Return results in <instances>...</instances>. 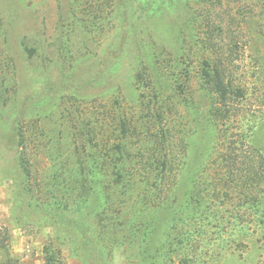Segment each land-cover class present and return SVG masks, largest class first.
Returning a JSON list of instances; mask_svg holds the SVG:
<instances>
[{"label": "rangeland", "instance_id": "obj_1", "mask_svg": "<svg viewBox=\"0 0 264 264\" xmlns=\"http://www.w3.org/2000/svg\"><path fill=\"white\" fill-rule=\"evenodd\" d=\"M222 2L0 0V224L9 229L22 264H45L50 242L67 264H164L160 258L140 260L139 246L129 245L138 234L124 244L110 226L99 227L96 203L83 224L66 213L58 217L59 228L50 226L26 204L17 165L16 130L30 128L32 144L41 147L31 149L35 197L42 189L69 202L64 192L77 187L78 164L109 158L95 150L94 155L75 154L76 134L87 128L94 144L110 139L112 145L117 143L113 129L123 116L142 124L140 117L149 109L166 113L159 121L149 110L148 122L155 132L168 128L171 136L168 143L152 139V151L138 164L148 168L154 159L155 165L177 160V144L192 148L195 190L188 200L190 207L204 204L206 215L199 216L207 231L202 241L210 248L209 264H264V0ZM214 65L224 66L227 102L205 75H214ZM128 141L133 152L145 145L139 136ZM256 142L262 150L255 154ZM167 144L176 148L170 152ZM255 164L257 180L249 170ZM155 165L150 172L157 175L162 167ZM236 166L242 171L235 172ZM51 168L59 185L46 179ZM179 168L175 161L174 169ZM110 173L107 169L104 178ZM166 180L178 182L179 174L174 171ZM79 225L91 248L69 232ZM222 240L227 251L219 246ZM152 243L147 254L154 255ZM181 253L173 264L192 254ZM185 260L196 264L204 258Z\"/></svg>", "mask_w": 264, "mask_h": 264}, {"label": "trees", "instance_id": "obj_2", "mask_svg": "<svg viewBox=\"0 0 264 264\" xmlns=\"http://www.w3.org/2000/svg\"><path fill=\"white\" fill-rule=\"evenodd\" d=\"M219 2L220 4L223 3L222 0H219ZM221 64L223 65V63ZM206 66L210 65L206 64ZM223 69L224 66L220 68L219 65H214L213 69H211L214 75L209 71L205 75L210 80L211 86L216 89L222 101L227 102L229 94ZM149 110L155 111V109ZM149 110L141 115L140 120L142 124H137V120L133 118L123 116L124 119H120L113 129L112 137H115L114 139L117 143L112 145H110V139L105 140L103 143L94 144V140L91 138L90 133L87 132V128H82V132L80 133L84 135L85 139H81V135L76 134V140H74L75 154L83 151L84 153L94 155L95 150L96 153L105 152L109 158L105 161L106 159L104 160L98 156L94 161L78 164V168L75 169V174L79 178L76 183L77 187H70L67 189L69 192H64V195L67 194L70 197V203L62 198L63 194L59 196L60 194L44 192L42 189H37L38 197H35L31 181L34 179L33 177H35V172L37 171L33 167L31 157V153L33 152L31 149L38 150L41 147L40 144H32L33 141L30 140L31 137L28 134L29 130H31L30 128L27 130H23L20 127L17 128L16 136L19 140L17 165L20 174L25 180L23 183V193L27 199L24 198V200L29 208L34 209L44 220L50 221V226L55 228L60 227L59 218L68 215L66 213H73L75 218L78 219V223L82 222L83 224V222L87 221L89 214H91L90 209L92 205L96 203L97 208L94 217L98 226L103 230L110 226L116 239L124 240V244L127 240H132L131 236L138 234V238L137 236L135 240L133 238L134 242L129 245L135 246L136 244L139 246L138 253L141 261H144V257L148 258H145L147 259L145 260L146 262L148 260L154 261V258H160L162 261H165L164 264H173V257L176 253L182 252L181 254H185L186 252H192V254L186 253L182 257L185 259L204 258V261H199L196 264H209L210 259L207 258L208 255L206 253L210 248H206L207 244L202 241L203 237L207 235V231L206 227L201 224L202 216H199V212L206 215V211L203 212V209H201L204 204L202 201H198L195 207H190L188 200V192L195 190L194 173L189 171L192 148L186 147V145L180 148L177 144V151L180 155L177 160L167 158L160 163L157 162L155 165L154 159L148 168V164L146 163L138 164L139 161L137 159L139 157L149 156L148 153L152 151L153 148L150 145L152 139L159 136L164 139V142L168 143L169 136H171V134L169 135L170 130L168 128H159L157 132L153 130L152 125L148 122L151 119V112ZM155 112L157 113V120L163 121L164 117L166 118L165 112H161L159 109ZM138 136L140 141L143 140L145 142V145H141L136 152H133L134 145L132 146L128 140L134 137L136 139ZM77 137L84 141L78 142ZM167 145V149L170 152L176 148L175 145ZM259 150H262V148L257 142L254 143L251 151L256 154ZM135 156H137L136 159H134ZM175 161L178 162V166L180 167L178 170L174 169ZM230 162L232 163V166H230L232 170L236 162L234 159L230 160ZM153 165L157 167L161 166L162 171L157 175L154 172H150ZM256 165L255 170L254 167L249 170L252 171L257 180L260 171ZM139 166L140 168H144L139 171ZM55 167L57 169L51 168L53 173L47 176L46 179L52 180L54 184L59 185V182L55 179L57 176L55 169L56 171L61 170V167ZM107 169H110L111 173L104 178L103 174ZM240 170L242 171L241 168L235 167V172ZM174 171H177L179 174V181L168 184V180L166 179L171 178ZM258 186H260L259 181L256 182L255 188L260 192L262 186H260V189H257ZM57 211L64 215L54 216V213ZM197 217H200V224L197 222L193 225L189 223ZM69 232L73 234L76 242L80 243L81 246H90L91 248V240L88 236H85L86 234H84L80 225ZM125 232H127V237L122 236ZM11 237L9 229L0 224V253L3 256L0 264H22L19 257L13 253ZM92 243L97 244L98 241L94 240ZM151 243L155 245L154 255L147 254L149 244ZM227 243V240L219 242L222 250L227 251ZM52 247L53 242L45 245V264H67L61 254L53 251ZM203 253L205 254L203 255ZM225 253L221 255H225ZM184 258L180 260L182 264L187 263V260Z\"/></svg>", "mask_w": 264, "mask_h": 264}]
</instances>
